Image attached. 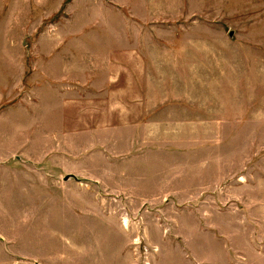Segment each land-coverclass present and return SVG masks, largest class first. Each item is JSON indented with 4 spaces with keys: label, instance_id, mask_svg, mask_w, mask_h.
I'll return each mask as SVG.
<instances>
[{
    "label": "rangeland",
    "instance_id": "rangeland-1",
    "mask_svg": "<svg viewBox=\"0 0 264 264\" xmlns=\"http://www.w3.org/2000/svg\"><path fill=\"white\" fill-rule=\"evenodd\" d=\"M50 23L61 57L1 60L0 264H255L264 0H66Z\"/></svg>",
    "mask_w": 264,
    "mask_h": 264
},
{
    "label": "crops",
    "instance_id": "crops-1",
    "mask_svg": "<svg viewBox=\"0 0 264 264\" xmlns=\"http://www.w3.org/2000/svg\"><path fill=\"white\" fill-rule=\"evenodd\" d=\"M65 1L0 0V68L5 67L1 60H11L13 64V60L25 57L47 60L62 56V40L59 34L53 33L50 19L61 11ZM24 106L19 98L15 99L17 111ZM253 252L254 263L264 264L261 258L264 252L256 249Z\"/></svg>",
    "mask_w": 264,
    "mask_h": 264
}]
</instances>
